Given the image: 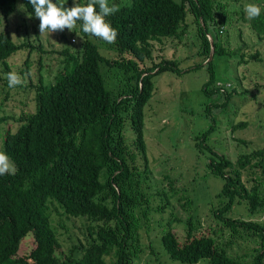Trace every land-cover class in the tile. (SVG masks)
Segmentation results:
<instances>
[{"label": "trees", "instance_id": "trees-1", "mask_svg": "<svg viewBox=\"0 0 264 264\" xmlns=\"http://www.w3.org/2000/svg\"><path fill=\"white\" fill-rule=\"evenodd\" d=\"M16 1L0 0V16L13 12ZM76 3L86 5L87 0ZM113 3L120 10L106 20L119 32L110 45L114 54H100L82 31L80 21V45L71 52L67 47L59 50L63 66L51 83L44 84L40 78L34 85L29 83L34 87V110L26 111L22 115L25 122L15 129L3 128L0 149L11 157L16 172L0 176V264H130L138 255L133 205L138 198H145L139 187V165L146 172L142 125L143 108L152 95L150 75L165 69L179 73L174 60L158 58L154 62L152 42L181 35L180 29L186 28V12L196 25L197 53L206 60L207 79L201 90L206 95L225 90L215 84L211 58L207 60L210 48L211 57L226 49L211 36L209 43L207 37L208 27L217 25L218 32L224 21L222 15L215 17L213 0H109L110 5ZM19 5L35 18L28 0H19ZM39 23L37 19L38 30ZM248 25L258 39L264 40V12L248 20ZM26 45L36 48L28 40L12 41L0 28V71L8 73L7 58ZM242 48L231 47L226 53L237 52L240 63ZM247 57L260 59L254 49ZM101 68L108 79L119 75L121 84L111 85L112 90L106 88ZM3 81L5 85L7 80ZM7 93L6 88L5 97ZM222 94L227 100L228 92ZM5 119L0 115V123ZM210 131L208 127L195 137L199 151L209 150L205 169L222 179L216 193L220 201L208 209V219H215L228 237L244 233L257 238L258 246L251 261L242 262L226 252L230 239L213 240L210 233L220 229L213 226L210 233L198 229L195 214H191L184 221L183 240L180 242L169 227L161 234L162 247L170 259L184 264L200 259L202 264H264V224L224 215L234 204H243L249 214L264 210V145L231 160L204 145ZM126 132L132 135L129 141ZM246 169L257 174L250 172L242 180ZM142 215L146 218L144 210ZM56 216L87 220L84 241H72L64 251L55 228L61 223L57 220L54 225ZM28 236L32 245L27 254L18 255L19 244ZM107 256L113 261L108 262Z\"/></svg>", "mask_w": 264, "mask_h": 264}, {"label": "rangeland", "instance_id": "rangeland-1", "mask_svg": "<svg viewBox=\"0 0 264 264\" xmlns=\"http://www.w3.org/2000/svg\"><path fill=\"white\" fill-rule=\"evenodd\" d=\"M213 2L215 17L222 15L224 21L221 23L222 28L219 27L221 32H217V25L207 28L209 43L212 37L217 45L226 49L242 46L243 61L237 63V52L228 54L226 49L221 54L215 53L207 58H211L215 84L225 88L229 94L228 99L224 100L222 93L225 90L209 95L201 90L207 79L206 60L197 53V29L188 12L184 18L186 28H181L179 32L181 35L152 42L154 62L158 58L174 60L179 73L165 69L150 75L152 95L144 105L142 125L148 160L146 172L139 165V187L145 198H138L133 205L140 252L132 258L130 264H174L177 260L168 257L160 241L161 234L170 227L181 242L184 238V221L191 214H195L198 229L208 233L213 226L220 229L215 234L210 233L213 240L230 239L226 252L242 262H250L255 253L253 249L258 246L257 238L244 233L228 237L227 231L221 230L215 219H208V209L215 207L220 201L216 193L221 187L222 179L205 169L203 163L210 155L209 150L202 148L199 151L195 146V137L211 127L210 133L203 139L204 145L231 160L251 148L264 145V40L258 39L250 29L244 12L246 4L264 6V0ZM16 3L13 12L0 16V28L8 32L12 41L20 43L28 40L36 48L26 45L6 60V72L15 71L25 77L22 85L14 88H9L8 82L3 85L6 73L0 71V115L6 116L0 123V136L7 127L13 130L23 124L25 117L22 115L34 110V87L29 86V83L34 85L39 78L44 84L51 83L56 71L63 66V56L58 53L59 50L67 47L71 52L79 47L82 40L79 33L80 21L71 32L65 29L41 35L37 29V18H29L24 9L20 10L19 0ZM73 6L74 0H67L65 7ZM88 39L97 45L100 54L106 57L114 54L111 44L90 34ZM252 49L257 51L259 60L248 59L247 54ZM2 68L0 66V70ZM20 70H23V75ZM101 71L104 76L102 68ZM117 76L119 75L113 74L110 79L104 76L105 87L112 90L111 85L121 84ZM6 88L8 96L5 97ZM125 136L128 141L132 139L130 132H126ZM242 140L247 142V146ZM104 172L100 175L101 180L105 177ZM250 172L257 174L252 169L243 170L242 180H246ZM142 210L146 218L142 215ZM224 215L264 224V210L249 214L243 204L232 205ZM57 220L61 225H56L55 228L64 251L72 241H84L87 220L56 216L54 225ZM31 245V237L24 238L17 254H27ZM106 260L112 262L113 257L107 256ZM198 261L203 263L204 260Z\"/></svg>", "mask_w": 264, "mask_h": 264}, {"label": "clouds", "instance_id": "clouds-1", "mask_svg": "<svg viewBox=\"0 0 264 264\" xmlns=\"http://www.w3.org/2000/svg\"><path fill=\"white\" fill-rule=\"evenodd\" d=\"M28 3L32 6L35 18L40 21L41 35L45 32H62L65 29L71 32L78 21L82 22V31L85 34H90L108 44L115 43L119 35L118 30L106 20L107 17L120 10L119 6L114 3L110 5L109 0H87L86 5H79L74 0V6L71 8L65 7L67 0H55V2L53 0H28ZM19 8L23 10L25 7L20 5ZM244 12L246 18L251 21L260 17L264 12V6L249 3L244 6ZM31 17L29 15V18ZM5 78L9 88L20 86L25 82V77L15 71L6 73ZM15 172L16 167L11 157L5 151L0 150V176L14 175ZM174 264H180V262L176 261ZM197 264H202V261H198Z\"/></svg>", "mask_w": 264, "mask_h": 264}, {"label": "water", "instance_id": "water-1", "mask_svg": "<svg viewBox=\"0 0 264 264\" xmlns=\"http://www.w3.org/2000/svg\"><path fill=\"white\" fill-rule=\"evenodd\" d=\"M211 53H212V52H209V55H210V56H211Z\"/></svg>", "mask_w": 264, "mask_h": 264}]
</instances>
